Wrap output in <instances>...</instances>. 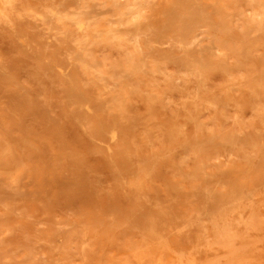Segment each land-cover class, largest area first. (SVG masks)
<instances>
[{"label": "rangeland", "instance_id": "374dc122", "mask_svg": "<svg viewBox=\"0 0 264 264\" xmlns=\"http://www.w3.org/2000/svg\"><path fill=\"white\" fill-rule=\"evenodd\" d=\"M3 1L0 264H264V0Z\"/></svg>", "mask_w": 264, "mask_h": 264}, {"label": "bare ground", "instance_id": "6f19581e", "mask_svg": "<svg viewBox=\"0 0 264 264\" xmlns=\"http://www.w3.org/2000/svg\"><path fill=\"white\" fill-rule=\"evenodd\" d=\"M6 1V0H5ZM10 1V0H9ZM127 0H125V2H126ZM128 2H129V0H128ZM127 2V4H130V5H133L132 4V2H133V0H132V2L130 3H128ZM7 3H9L8 1H7ZM7 3H5L3 0H0V18H3L4 19V17H6L7 16V12H8V10H6V7L8 8V6H7ZM11 3V2H10ZM136 4H138L137 2H135ZM134 3V4H135ZM126 4V6L127 7H129V5H127ZM135 4V5H136ZM142 4V3H141ZM141 4H139V5H141ZM85 6V5H84ZM136 6H138V5H136ZM118 7V6H117ZM116 7V11L118 12V11H120V14H122L121 12L123 11V9H122V6H120L119 8H121L122 10H118L119 8H117ZM139 7V6H138ZM136 9H137V7H135ZM124 9H125V7H124ZM136 9H132V10H134V16H135V11H136ZM138 10V9H137ZM57 13V12H56ZM132 13V14H133ZM259 13H263V11H260ZM54 14V13H53ZM74 14V13H73ZM83 14V13H82ZM264 14V13H263ZM56 15V14H55ZM65 15V14H64ZM138 15V13L136 12V16ZM258 14H256V16H257ZM63 16V15H62ZM67 16H69L68 14H67ZM70 16H71V14H70ZM70 16H69V18H70ZM83 16V15H82ZM132 16V15H131ZM261 15L259 14V17H260ZM262 16H264V15H262ZM73 17V19L75 18V15L74 16H72ZM258 17V16H257ZM65 18V17H64ZM78 18H80V15L78 16ZM84 19H78L77 21H76V23H75V25L77 26V28L79 29V30H83V29H85V28H87L89 25H88V23H87V21H88V18H86V20H85V16L83 17ZM73 19H70V23L73 21ZM134 19H136V18H134ZM262 19H263V17H262ZM61 19H58V23L61 25L62 23H60L59 21H60ZM72 20V21H71ZM76 20V19H75ZM258 20L259 21H261L262 22V20H261V17L260 18H258ZM63 21V20H62ZM65 22H66V20H64ZM63 21V22H64ZM68 22V23H69ZM263 22H264V19H263ZM67 23V24H68ZM74 23V22H73ZM66 24V23H65ZM74 25V24H73ZM63 27H65V26H63ZM66 27H68L67 25H66ZM108 33V32H107ZM109 33H110V31H109ZM93 39V38H92ZM94 39H95V37H94ZM93 39V40H94ZM110 39V38H109ZM95 41V40H94ZM94 43V42H93ZM131 64V63H130ZM129 64V67L130 68H132L134 65H133V63H132V65H130ZM130 70V69H129ZM132 70H134V68L132 69ZM189 72L192 74V73H195L196 72V70L195 71H190L189 70ZM132 73V72H131ZM186 74H188V71H187V73ZM199 74V73H198ZM197 74V75H198ZM169 76V75H168ZM170 76H171V74H170ZM182 76H183V74H182ZM190 76V75H189ZM195 76H196V74H195ZM194 76V77H195ZM173 77V76H172ZM185 77V76H184ZM193 77V76H192ZM166 79H168V77L166 78ZM188 79V78H187ZM170 80V79H169ZM186 80V79H185ZM189 84V83H188Z\"/></svg>", "mask_w": 264, "mask_h": 264}]
</instances>
